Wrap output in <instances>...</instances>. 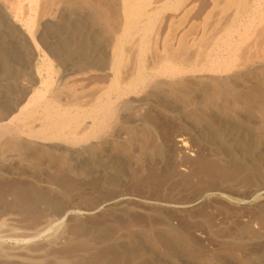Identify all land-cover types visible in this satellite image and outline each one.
Instances as JSON below:
<instances>
[{
    "label": "rangeland",
    "instance_id": "rangeland-1",
    "mask_svg": "<svg viewBox=\"0 0 264 264\" xmlns=\"http://www.w3.org/2000/svg\"><path fill=\"white\" fill-rule=\"evenodd\" d=\"M176 2L122 42L130 92L108 75L121 0H0V123L30 112L0 125V264H264V0L203 36L210 0H190L194 31L166 50ZM48 98L97 120L80 141L32 136Z\"/></svg>",
    "mask_w": 264,
    "mask_h": 264
},
{
    "label": "bare ground",
    "instance_id": "bare-ground-1",
    "mask_svg": "<svg viewBox=\"0 0 264 264\" xmlns=\"http://www.w3.org/2000/svg\"><path fill=\"white\" fill-rule=\"evenodd\" d=\"M32 1H35V4H38V1H40V2L45 1L46 2L48 0H32ZM155 1H158V0H121V6H122V12H123L122 36L124 37V39H122V40L120 39L115 44V61L116 62H115V64H113V65H115V67L111 66V69L108 73V75L111 76V83H110L111 91H120L122 88H126V90L125 89H123V90L131 92L134 89V87H133L134 85L132 86V83H134L136 81V80L134 81L135 78H132V77L127 78V76H125L126 74L125 75L123 74L124 67L126 66V63L124 60L126 57V56H124V54H126V51H125V48H124V45L122 44V42L125 41V43H127V42L133 43L134 39L131 38L132 32L135 29L140 28V30L143 31V36L141 37L142 40H139V43L142 45L144 36L147 35L148 33L152 32L154 29L153 24H155V23L152 22V17L155 14L149 13L148 7L152 3H154ZM189 1L190 0H177L175 5L172 4L173 5V7H172L173 13H171L169 21L167 23L166 33L162 37L163 45H164L166 50L167 49L172 50L171 44L173 42L171 43V41L174 40L175 38L177 40V45H178L177 47H180L184 41V37L191 35L194 31L195 27H193V24H194L193 22L187 27L183 26L184 21L182 19H186V17L190 14V12H189L190 9H193V5H191V4L189 7L187 6ZM210 3H211L210 9L205 11V13L203 14L202 22L198 25L201 28V31H200L201 36H203L208 31L215 30V28H217L219 25V21L222 24V22L224 21V18L226 16L228 17V15L232 14V17L230 15V17L232 19L234 16L240 15L241 12L246 11L248 9V6H250V4H249L250 0H210ZM230 8H234L237 13H225ZM215 13H218L220 17L218 18V16H217L218 21L216 23H213L215 20H212V19L216 18V17H213V15ZM259 19H261L260 22H264V12L261 15V18H259ZM228 21H230V20H228ZM228 21H227V23L229 24L230 22H228ZM209 23L210 24L213 23V24L210 25ZM228 24H226V22H225V26H224V31L226 33V36H230L233 33L230 30V27H229L230 25L228 26ZM175 25H180V27H178V28L174 27ZM226 26H228V27H226ZM248 34L249 33H247V32L244 33V37H247ZM155 35L157 37L158 33L155 32ZM197 37L198 36L192 37L193 45L196 44ZM241 40H239V41H241ZM239 45H240V43L238 44V46ZM139 48H142L143 50H145V47H143V46L139 45ZM237 50H239V49L237 48ZM46 51L49 55L51 54L50 50H48L47 48H46ZM167 53H168V55L164 58V60H166V62L164 64L162 70H163V72H166V73H173L174 71L177 70V67H176L177 65H176V63L172 62L174 60L172 57V54L169 51H167ZM236 54L237 55L236 56L234 55L235 57H232V59H230L229 61L228 60L226 62L224 61L225 64H224L223 68L230 69L233 66L234 61L239 58L238 53H236ZM222 66H223V64H222ZM218 68H219V66H217V67L214 66L210 69L211 70H217ZM199 75H201V74L195 73L192 75V78L194 80H196V78L199 77ZM138 78L139 77H137V80H138ZM62 79H63V75L59 76L58 80H60V83H61ZM66 84L67 83H65L64 85H66ZM108 88L109 87H107V91H108ZM94 93H96V92L93 91V94ZM107 93L108 92H105V94H107ZM110 93H108L107 96H109ZM77 95H75V96H77ZM103 95L104 94H102V97H103ZM41 97L43 98V96H41ZM100 97H101V95H100ZM97 99L100 102L101 99L99 97ZM106 99L108 100V98H106ZM52 100H49V98L44 99V101H43L44 103H42L44 106L43 107L44 114H43V117L39 120L41 126L38 129L37 128L32 129V130L28 129V131L31 130V132L28 134H31L32 136H35L37 138H40L42 140H47V141L59 140L60 138L64 139L63 137H65V139L68 138L71 141L75 140V139H77L76 141H80L82 138L76 136L77 130L79 128H85V127L90 128V126L92 127L94 122L97 119L94 117H91V116H87L85 111L82 110L78 105L75 106L73 104V106H68L67 105L68 103L63 102L65 100V98L63 101H61V99H58L56 101L55 100L52 101ZM75 100H77V98ZM107 100H105V101L103 100L99 104L100 108L103 110V112L105 114H107L108 112L111 111L110 110L111 107L109 106L111 104V102H110L111 100L110 99H109L110 101L108 100L110 102V104H108ZM71 103H72V101H71ZM73 103H75V102L73 101ZM17 109H18V112L16 114H14L7 122L0 123V125H3V124H9L10 125L14 120L25 121L26 118L28 119V116L30 115V112L28 109L27 110H25L24 108L23 109L17 108ZM5 117L6 116H4L2 118L4 119ZM85 132H86V130H85ZM183 145H185V144L183 143L182 146ZM69 219H70V214L66 213L63 215L62 219H60L61 220L60 222L65 223V221H68ZM60 222H59V224H61ZM59 224H57V225L59 226ZM44 228H45V226H43V230H42L43 232H45V230H46V229L44 230ZM39 230H41V228Z\"/></svg>",
    "mask_w": 264,
    "mask_h": 264
}]
</instances>
